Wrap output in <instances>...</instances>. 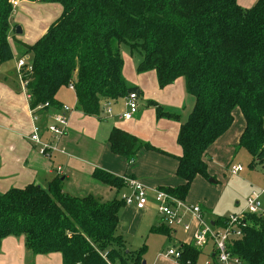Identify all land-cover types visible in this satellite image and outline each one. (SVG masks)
I'll list each match as a JSON object with an SVG mask.
<instances>
[{
	"label": "trees",
	"instance_id": "trees-1",
	"mask_svg": "<svg viewBox=\"0 0 264 264\" xmlns=\"http://www.w3.org/2000/svg\"><path fill=\"white\" fill-rule=\"evenodd\" d=\"M12 1L0 0V65L13 59L9 34ZM58 4L61 14L32 46L22 43L30 71H19L30 109L46 103L56 108L58 92L70 85L77 110L99 117L103 103L136 93L123 76L120 47L141 55L136 71H154L164 89L183 79L193 107L180 123L176 142L175 188L161 189L185 201L197 177L208 179L205 156L240 110L244 129L236 150H245L251 166L264 165V0L250 9L238 0H36ZM159 119L179 122V115L148 101ZM107 144L126 164L141 150L163 153L133 135L112 128ZM166 154V153H163ZM92 179L119 192L124 177L94 169ZM62 177L45 187L30 184L0 194V249L7 237H22L28 259L59 254L62 264H142L145 246L127 251L118 233L120 199L103 202L91 195L63 192ZM222 225L223 219L215 220ZM242 236L230 245L241 264H264V216L246 215ZM151 234L169 235L163 225ZM180 263L196 264L201 251L183 245Z\"/></svg>",
	"mask_w": 264,
	"mask_h": 264
},
{
	"label": "crops",
	"instance_id": "crops-1",
	"mask_svg": "<svg viewBox=\"0 0 264 264\" xmlns=\"http://www.w3.org/2000/svg\"><path fill=\"white\" fill-rule=\"evenodd\" d=\"M256 1L238 0V4L241 8L250 9ZM19 5L23 6L21 13L30 15L40 11L44 13L45 18L49 19L48 25L43 30H41L42 23L37 21L27 27L25 25L24 31L29 36L41 30L32 44L22 43L18 38H10L27 46H32L38 41L49 26L57 20L62 11L61 6L59 7L57 4H42L36 2V0H24L18 2L17 6ZM120 51L122 52L121 49ZM121 55L124 59L122 76L127 86H135L137 91L138 112L130 120L125 121L119 119V116L126 112L125 102L117 109L118 111H116V107H112V115L107 119L87 117L78 110L71 109V113L68 115L67 133L58 145L60 152L55 153L50 160L41 157L37 147L26 139L31 131L32 123L27 95L18 68L17 80L15 81L7 70L0 66V194H4L11 189H23L30 184L45 187L53 178L62 177L64 179L63 192L65 194L73 197L91 195L106 202L115 198L121 199V196L128 194L129 190L123 187L122 190L116 192L93 180L91 175L94 169L104 170L116 177L135 179L147 190V207L144 211H137L133 207L124 206L119 212L117 227V231L123 239L131 243L134 241L140 242L145 234L150 235V237L152 235V238L163 236L150 233L151 227L160 225L157 218L158 221L155 220L147 225H144L142 221L140 222V218H143L151 210L156 213L153 193L155 190L175 188L182 184V181L175 175L177 167L175 157L181 155V149L176 139L180 123H183L180 116L184 112L183 109L186 108L183 107L184 102H182L184 100L182 79H177L173 84L156 91L153 86L155 81L158 85L156 73L149 71L140 76H134L133 67L131 66L132 70L130 72L125 67V63L129 59L125 58L123 53ZM23 58L29 60V56H23ZM130 61L132 60L130 59ZM140 62V59L136 60V65ZM70 97H73L72 101L76 102L73 90L68 87L66 90L61 89L55 100L59 106L66 105L69 107L67 103L70 101ZM149 99H154L165 111L179 115V122L157 118L155 111L145 105ZM236 110L239 109L236 108ZM239 116L241 118L240 126L237 129L227 131L214 143L220 142L223 145L218 148L214 147L215 145L210 146L206 152L205 161L209 159V152L222 154V150L237 146L245 126L241 112ZM114 127L133 135L140 141L166 154L141 150L133 163L126 164L122 158L111 154L107 144L109 133ZM65 153L69 155L66 159L61 157ZM56 163L58 166L55 165ZM206 164L208 166V163ZM58 167H62L60 176L56 174ZM63 167H65V172ZM196 180H202V178L197 177L193 182ZM203 205L205 204L197 205L201 208L202 213L203 209L209 211ZM211 211L215 210L212 209ZM217 218L223 219L226 217L215 214L211 216L209 222L213 224V221ZM145 237L144 244L148 242L149 236ZM161 257L168 260L164 257V254H159L158 258ZM27 259L28 255L22 237H7L2 241L0 264H25ZM171 263L176 264L174 261H171ZM35 264H62V259L59 254L44 257L36 256Z\"/></svg>",
	"mask_w": 264,
	"mask_h": 264
},
{
	"label": "rangeland",
	"instance_id": "rangeland-1",
	"mask_svg": "<svg viewBox=\"0 0 264 264\" xmlns=\"http://www.w3.org/2000/svg\"><path fill=\"white\" fill-rule=\"evenodd\" d=\"M22 7V5L17 6L11 16V27H14L15 29L20 28L22 31L20 35H17L15 31H11L9 34L10 46L14 58L4 65H0L5 70H7V72L14 78L15 81L17 80L18 75L17 62L18 59L23 58L24 48L17 40H13L10 38H18L22 43L32 44L40 34L41 30H43V28L46 27L49 23V19L45 18L44 13L36 11L30 15H27V13H21ZM36 21L42 23V28L40 31H38V33H32V35L29 36V34L24 31L25 25L27 27L31 23L34 24V22ZM120 49L122 50V52L120 51V54L123 53V55H125V58L129 59L128 62L126 61L125 63V67L126 69H128V72H130L133 67L134 76L142 75L138 74L136 71V68L138 66V64L136 65V60H141V55L137 52L131 53L129 47L125 44H122ZM121 58L122 60H124L122 55ZM130 59L132 61H130ZM25 62L27 63L26 60ZM153 86L156 91L161 90L156 84V81ZM131 87L135 88V86ZM63 89L66 90L67 88ZM182 90L184 93V100H182V102H184L183 107L185 106L186 109H183L184 112L182 111L183 113H181L180 120L181 122H185L192 110L193 98L186 94L185 86ZM72 98L70 97V101L67 103V105L69 106V108L71 107L70 109L77 110V104L76 102L72 101ZM148 101L156 102L154 99H149ZM122 103L124 104V98L114 102L112 107H116V111H118L117 109L121 107ZM239 115L240 111L235 109L233 112V123L228 131H230L231 129H237V127L240 126L241 118ZM108 117L109 116L106 115L104 110L101 108L98 118L107 119ZM213 145H215L214 147L218 148L223 144L217 142ZM68 156L69 155L65 153V155H62L61 157L66 159ZM206 160V163H208V179L202 178V180H196L191 184V188L186 197L185 204L190 206L205 204L203 206L207 207L209 210L207 211L203 209V214H205L204 217L207 222H209L211 216L215 214L221 217L240 215V213L245 209L246 200L251 196L252 192H258L264 188V165L255 164L251 166L252 158L248 155V153L245 150H236V148L233 146L222 150V154H213L212 152H209V159ZM55 165H57V163ZM233 165H240L242 168V171L234 176L230 175L229 172L230 167ZM63 170L65 172V167H63ZM210 180H212L213 182H210ZM260 202L262 205V210L264 211V194H262ZM212 209H214L215 211H211ZM156 214L157 213H155L154 211L152 212L151 210V212H148L147 215H144L143 218H140V222L142 221L144 225H147L148 223H152L157 219L160 221L159 217ZM175 230L176 233L173 235L169 232L168 236L155 238H152V235L150 237V235L145 234L140 242L134 241L129 243V241H126L124 239L126 249L127 251L136 252L140 248L145 246V253L143 255V262L145 264H173L171 263V261L173 260H165L162 257L158 258V256L159 254L165 255L166 251L170 248L178 247L177 243H184L187 241L188 235H185V233H183L180 229ZM145 236L149 237L148 242L144 244V240L146 238ZM208 249L209 248L207 247L203 250V255L199 258V263H203L204 255H206ZM35 259L36 257L27 259L25 261V264H35Z\"/></svg>",
	"mask_w": 264,
	"mask_h": 264
},
{
	"label": "built area",
	"instance_id": "built-area-1",
	"mask_svg": "<svg viewBox=\"0 0 264 264\" xmlns=\"http://www.w3.org/2000/svg\"><path fill=\"white\" fill-rule=\"evenodd\" d=\"M12 8L15 9L18 1L11 2ZM27 61V63L25 62ZM18 70L24 69L30 71L28 60L21 58L17 62ZM20 76V74H19ZM21 79V77H20ZM24 86V85H23ZM69 89L73 90L72 86ZM25 90V88H24ZM26 92V91H25ZM27 95V94H26ZM29 100V96L27 95ZM115 101L107 100L103 103L102 109L109 117L112 115V105ZM126 112L119 116V119L130 120L139 109L138 95L130 93L124 98ZM31 115V131L26 139L38 149L41 157L50 160L55 153H59V142L66 135L68 130V115L71 109L66 105L56 108L49 106L48 103L30 109ZM242 171L240 165L230 167V175H237ZM57 176L62 174V169H56ZM124 188L129 190L128 194L121 196V201L126 207H133L137 211H144L148 204V195L146 188L135 179H124ZM154 204L156 213L160 219V224L166 227L173 235L175 229L182 230L188 235L187 241L177 243L178 247L170 248L166 251L164 257L173 260L176 264H191L190 261L180 263L182 257L183 245H190L200 250L209 248L204 255L203 263L196 264H241V262L231 255L230 245L233 241L242 236L241 227L243 219L246 215L264 216L260 198L264 194V188L258 192H252L251 196L246 200L244 211L237 216H229L223 218L222 225L207 222L201 208L197 205L190 206L185 201L175 199L169 193L163 190H155ZM200 258V257H199Z\"/></svg>",
	"mask_w": 264,
	"mask_h": 264
},
{
	"label": "water",
	"instance_id": "water-1",
	"mask_svg": "<svg viewBox=\"0 0 264 264\" xmlns=\"http://www.w3.org/2000/svg\"><path fill=\"white\" fill-rule=\"evenodd\" d=\"M15 32H16L17 35H20V34L22 33V31H21L20 28H16V29H15ZM210 182H213V181L210 180ZM143 264H145V263H143Z\"/></svg>",
	"mask_w": 264,
	"mask_h": 264
}]
</instances>
